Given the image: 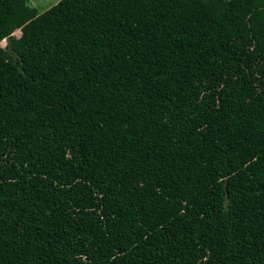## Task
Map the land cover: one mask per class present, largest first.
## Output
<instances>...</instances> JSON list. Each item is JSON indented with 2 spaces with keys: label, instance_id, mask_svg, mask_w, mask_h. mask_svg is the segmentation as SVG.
<instances>
[{
  "label": "trees",
  "instance_id": "obj_1",
  "mask_svg": "<svg viewBox=\"0 0 264 264\" xmlns=\"http://www.w3.org/2000/svg\"><path fill=\"white\" fill-rule=\"evenodd\" d=\"M3 39L0 264H264V0H0Z\"/></svg>",
  "mask_w": 264,
  "mask_h": 264
},
{
  "label": "rangeland",
  "instance_id": "obj_2",
  "mask_svg": "<svg viewBox=\"0 0 264 264\" xmlns=\"http://www.w3.org/2000/svg\"><path fill=\"white\" fill-rule=\"evenodd\" d=\"M28 2L29 4L35 6L38 9V11H44L48 7L55 4L57 1L56 0H28ZM19 34H20L19 29L14 32L15 36H19ZM6 43H7V40L3 39L2 41H0V46L5 47Z\"/></svg>",
  "mask_w": 264,
  "mask_h": 264
},
{
  "label": "crops",
  "instance_id": "obj_3",
  "mask_svg": "<svg viewBox=\"0 0 264 264\" xmlns=\"http://www.w3.org/2000/svg\"><path fill=\"white\" fill-rule=\"evenodd\" d=\"M56 1H58V0H56Z\"/></svg>",
  "mask_w": 264,
  "mask_h": 264
}]
</instances>
